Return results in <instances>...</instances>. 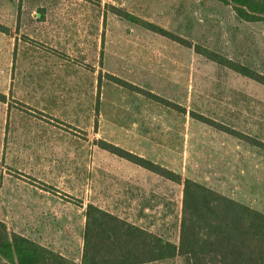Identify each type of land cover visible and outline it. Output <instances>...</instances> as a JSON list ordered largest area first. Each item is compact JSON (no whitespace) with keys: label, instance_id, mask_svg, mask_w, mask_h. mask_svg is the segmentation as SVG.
I'll list each match as a JSON object with an SVG mask.
<instances>
[{"label":"rangeland","instance_id":"374dc122","mask_svg":"<svg viewBox=\"0 0 264 264\" xmlns=\"http://www.w3.org/2000/svg\"><path fill=\"white\" fill-rule=\"evenodd\" d=\"M0 26V220L9 231L79 262L93 203L176 243L182 184L99 141L263 210L264 152L224 128L263 139L264 86L194 46L263 73L264 21H242L217 0H0Z\"/></svg>","mask_w":264,"mask_h":264},{"label":"trees","instance_id":"16d2710c","mask_svg":"<svg viewBox=\"0 0 264 264\" xmlns=\"http://www.w3.org/2000/svg\"><path fill=\"white\" fill-rule=\"evenodd\" d=\"M217 1L229 5L242 21H264V0ZM113 13L172 41L191 46L188 41L151 22L122 10H114ZM0 31L5 32V28L0 26ZM194 51L264 86V72L260 73L198 45L194 46ZM107 77L120 85H129L113 76ZM3 100L4 95L0 94V101ZM200 119L213 125L206 118ZM219 127L222 129V126ZM224 129L264 152V137L260 140L235 133L232 129ZM99 146L148 171L182 184L177 242L88 203L85 207L79 262L26 236L9 231L0 220V264H146L170 260L176 256L182 257L185 264H264V198L263 210L258 211L193 179H182L180 174L115 145L99 141Z\"/></svg>","mask_w":264,"mask_h":264}]
</instances>
